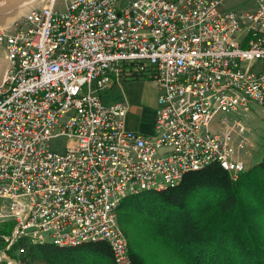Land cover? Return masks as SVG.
<instances>
[{"label": "built area", "instance_id": "built-area-1", "mask_svg": "<svg viewBox=\"0 0 264 264\" xmlns=\"http://www.w3.org/2000/svg\"><path fill=\"white\" fill-rule=\"evenodd\" d=\"M62 1L0 26V264H19L21 240H104L124 264L120 201L212 161L235 178L249 143L231 114L264 108V0L237 13L221 0ZM121 78L156 89L148 136L125 127V102H100Z\"/></svg>", "mask_w": 264, "mask_h": 264}, {"label": "trees", "instance_id": "trees-1", "mask_svg": "<svg viewBox=\"0 0 264 264\" xmlns=\"http://www.w3.org/2000/svg\"><path fill=\"white\" fill-rule=\"evenodd\" d=\"M250 171L232 180L224 168L212 161L184 172L175 184L164 189L125 196L117 210L124 215H138L153 227L156 235L184 247L205 246L213 238L214 229L226 240L238 235L230 222L239 221L244 226L245 218L238 216L235 220L232 211L237 208L242 210L239 186L245 183ZM259 237L257 234L254 238L250 236L247 242L242 239L247 247L234 248L236 252L232 264H264V237ZM19 244L25 247L19 257L22 263L39 258L49 264H118L104 240L79 242L71 246L24 240ZM124 264L145 263L138 254L128 249Z\"/></svg>", "mask_w": 264, "mask_h": 264}, {"label": "rangeland", "instance_id": "rangeland-1", "mask_svg": "<svg viewBox=\"0 0 264 264\" xmlns=\"http://www.w3.org/2000/svg\"><path fill=\"white\" fill-rule=\"evenodd\" d=\"M126 1L118 0L116 7L118 9L124 7ZM42 3L43 0H0V26L12 29L15 25L23 22L25 15L31 9L39 7ZM55 7L58 11H62L63 1L55 0ZM254 7V0H221L218 9L223 12L237 13L251 11ZM0 50L2 53V55L0 53L1 77L2 71L6 68V62L2 61L1 45ZM104 90L99 92L101 103L107 99L104 96ZM231 116L239 119L245 125V136L249 144L244 151L237 155V158L242 162V168L236 171L235 178L229 172L228 174L232 180H236L239 175L251 170L250 176L247 177L245 183L243 182L245 185L242 184L243 187L247 186L244 189L242 185L239 186L242 210L237 208L236 211H232L235 220L238 219V216L245 218L244 226H241L239 221L230 222L231 227L234 226L235 233L238 235L223 240L224 238L214 229L213 238L211 237L205 246L184 247L156 235L153 227L140 219L138 215L133 213L124 215L116 210V222L125 236L127 253L128 249L135 252L145 264H232L236 252L234 248L247 247L241 242L242 239L247 242L250 240V236L254 238L256 234L260 236L259 238L264 237V108L249 104L248 111L239 110L232 113ZM215 123L216 120H213L211 127H215ZM65 141L64 137L53 138L49 141V148L60 152ZM260 163H262L260 166H256ZM253 166L256 167L252 168ZM238 236H240L239 239ZM11 253L12 249L8 251L9 255ZM242 259L244 260V258ZM12 262L16 263V260L12 258ZM19 264L49 263L39 258L22 263L19 258Z\"/></svg>", "mask_w": 264, "mask_h": 264}, {"label": "crops", "instance_id": "crops-1", "mask_svg": "<svg viewBox=\"0 0 264 264\" xmlns=\"http://www.w3.org/2000/svg\"><path fill=\"white\" fill-rule=\"evenodd\" d=\"M2 61H4L3 56ZM103 92L107 99L102 104L107 105L115 102L127 104L128 109L124 117L127 129L145 136L152 133L156 98V89L152 82L140 78H121L118 81L112 79Z\"/></svg>", "mask_w": 264, "mask_h": 264}]
</instances>
